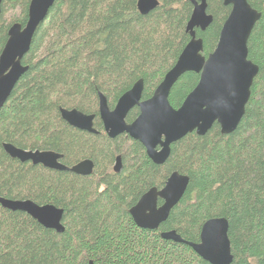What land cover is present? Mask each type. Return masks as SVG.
Segmentation results:
<instances>
[{"label": "trees", "instance_id": "obj_1", "mask_svg": "<svg viewBox=\"0 0 264 264\" xmlns=\"http://www.w3.org/2000/svg\"><path fill=\"white\" fill-rule=\"evenodd\" d=\"M29 1L2 0L0 52L8 29L26 24ZM157 1L140 15L138 0H55L37 26L21 61L28 69L0 108V197L61 209L64 231L0 206V264H208L160 233L173 230L197 243L202 225L216 218L228 223L231 264H264V0H247L261 13L247 42L258 73L236 130L222 135L214 124L202 137L189 134L171 145L162 166L128 136L109 139L98 117V94L112 110L142 80V100L151 98L189 42L192 0ZM206 3L212 23L204 32L195 30L205 58L230 11L223 0ZM198 80L194 73L180 77L168 97L172 108L181 106ZM60 108L94 115L99 134L69 126ZM137 116L132 109L126 123ZM3 144L60 154L65 167L90 160L93 173L21 163ZM117 157L122 169L114 173ZM172 172L189 179L182 199L157 231L137 228L129 209L148 190H160Z\"/></svg>", "mask_w": 264, "mask_h": 264}, {"label": "water", "instance_id": "obj_2", "mask_svg": "<svg viewBox=\"0 0 264 264\" xmlns=\"http://www.w3.org/2000/svg\"><path fill=\"white\" fill-rule=\"evenodd\" d=\"M54 1L30 0L26 24L23 27L14 24L8 29L7 40L0 52V108L27 71L28 68L21 61L29 52L37 26L45 19ZM206 1L192 0L193 11L185 29L190 40L151 98L142 100V80L125 92L112 110L106 99L98 94V117L107 137L115 139L121 135L128 136L145 149L148 159L157 166L166 163L171 145L189 134L195 133L202 137L214 124L219 126L222 135L233 133L244 115L250 89L258 73V67L248 60L247 42L261 13L253 9L247 0H223V5L230 7V11L221 27L215 49L205 58L202 56V39L197 38L195 30L204 32L212 23V17L206 12ZM157 6V0L137 2L140 15H147ZM186 73L199 75V80L181 106L174 109L168 97L172 87ZM134 108L138 109V116L127 124L126 117ZM59 114L69 126L89 134H99L93 128L94 115L62 108ZM2 147L10 158L21 163L30 162L46 169L84 177L93 173L94 165L90 160L65 167L60 163L62 156L51 151H27L11 144H3ZM121 169V159L117 157L113 172L119 173ZM188 183L187 176L172 172L160 190L152 188L143 194L128 211L136 227L157 231L182 199ZM158 200L162 202L160 206ZM0 206L9 211L23 212L46 229L57 233L64 231L63 211L51 205L39 206L31 201L0 197ZM227 233V221L216 218L202 225L197 243L183 240L173 230L161 232L160 238L188 246L208 264H231L233 257ZM88 264L95 263L89 261Z\"/></svg>", "mask_w": 264, "mask_h": 264}, {"label": "flooded vegetation", "instance_id": "obj_3", "mask_svg": "<svg viewBox=\"0 0 264 264\" xmlns=\"http://www.w3.org/2000/svg\"><path fill=\"white\" fill-rule=\"evenodd\" d=\"M94 121V120H93ZM101 122V121H100ZM102 124V123H101ZM103 128V127H102ZM97 131V130H96ZM98 132V131H97ZM104 132V131H103ZM99 133V132H98ZM105 134V133H104ZM106 135V134H105ZM107 136V135H106ZM114 165H115V163H114ZM114 165H113V167H114Z\"/></svg>", "mask_w": 264, "mask_h": 264}, {"label": "bare ground", "instance_id": "obj_4", "mask_svg": "<svg viewBox=\"0 0 264 264\" xmlns=\"http://www.w3.org/2000/svg\"><path fill=\"white\" fill-rule=\"evenodd\" d=\"M30 2V1H29ZM193 11V10H192ZM192 14V13H191ZM28 163V162H27ZM30 163V162H29Z\"/></svg>", "mask_w": 264, "mask_h": 264}]
</instances>
